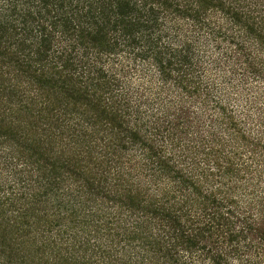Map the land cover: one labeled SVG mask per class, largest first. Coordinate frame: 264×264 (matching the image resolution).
Segmentation results:
<instances>
[{"label":"trees","instance_id":"16d2710c","mask_svg":"<svg viewBox=\"0 0 264 264\" xmlns=\"http://www.w3.org/2000/svg\"><path fill=\"white\" fill-rule=\"evenodd\" d=\"M0 264H264V0H0Z\"/></svg>","mask_w":264,"mask_h":264}]
</instances>
